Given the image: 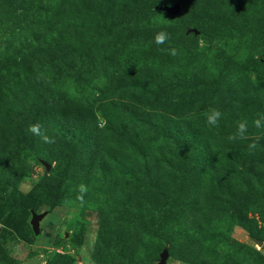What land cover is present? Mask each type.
I'll return each mask as SVG.
<instances>
[{"label": "rangeland", "instance_id": "1", "mask_svg": "<svg viewBox=\"0 0 264 264\" xmlns=\"http://www.w3.org/2000/svg\"><path fill=\"white\" fill-rule=\"evenodd\" d=\"M164 251L264 264V0H0V264Z\"/></svg>", "mask_w": 264, "mask_h": 264}, {"label": "water", "instance_id": "2", "mask_svg": "<svg viewBox=\"0 0 264 264\" xmlns=\"http://www.w3.org/2000/svg\"><path fill=\"white\" fill-rule=\"evenodd\" d=\"M162 9L165 10V11H167L168 13H170L172 15H176V14H178L180 12L181 5L179 3H176V4L172 5V6H170V5H164L162 7ZM47 167L49 168L50 166L48 165ZM38 216L39 215H35V217H34V219L32 221V225H33L34 231L36 233L39 232ZM167 256L168 255H167L166 251H164L162 253V255H161L160 261L157 264H165V261L167 259Z\"/></svg>", "mask_w": 264, "mask_h": 264}, {"label": "trees", "instance_id": "3", "mask_svg": "<svg viewBox=\"0 0 264 264\" xmlns=\"http://www.w3.org/2000/svg\"><path fill=\"white\" fill-rule=\"evenodd\" d=\"M107 114V113H106ZM67 137L66 136H61V139H59V144L61 149H64L67 146ZM36 144V143H35ZM36 146L38 147V149L40 151L42 150H48L49 152L55 153L56 152V148L54 147L53 143L51 142H47V143H42V144H36Z\"/></svg>", "mask_w": 264, "mask_h": 264}, {"label": "clouds", "instance_id": "4", "mask_svg": "<svg viewBox=\"0 0 264 264\" xmlns=\"http://www.w3.org/2000/svg\"><path fill=\"white\" fill-rule=\"evenodd\" d=\"M163 39H164L163 34H160V35H158L156 37V42L157 43H161L163 41ZM31 131L36 132L37 131V128L34 126V127L31 128Z\"/></svg>", "mask_w": 264, "mask_h": 264}]
</instances>
